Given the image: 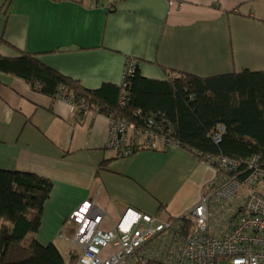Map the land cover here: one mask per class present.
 <instances>
[{
  "label": "crops",
  "instance_id": "1",
  "mask_svg": "<svg viewBox=\"0 0 264 264\" xmlns=\"http://www.w3.org/2000/svg\"><path fill=\"white\" fill-rule=\"evenodd\" d=\"M0 0V54H37L87 89L119 86L126 63L142 75L167 70L211 76L264 70V0ZM109 118L0 71V168L53 181L36 239L66 248L71 213L94 201L112 229L127 207L161 219L192 209L216 169L183 147L117 157ZM73 251L67 250L68 257Z\"/></svg>",
  "mask_w": 264,
  "mask_h": 264
},
{
  "label": "trees",
  "instance_id": "2",
  "mask_svg": "<svg viewBox=\"0 0 264 264\" xmlns=\"http://www.w3.org/2000/svg\"><path fill=\"white\" fill-rule=\"evenodd\" d=\"M37 56L27 52L18 57L0 54V71L24 79L51 98H57L65 86L75 93L77 101L84 99L99 107L98 113L108 118L111 113L137 122V111L164 114L175 125L180 147L200 159L208 155L235 160L257 156L264 167V70L243 69L204 77L169 69L167 79H155L142 75L138 62L130 77L129 104L122 109L119 86L87 89ZM219 128L221 141L216 142L214 135ZM148 149L170 151L143 148L136 153ZM52 188L53 181L46 176L0 168V264H74V251L66 261L55 243L43 245L36 239Z\"/></svg>",
  "mask_w": 264,
  "mask_h": 264
},
{
  "label": "built area",
  "instance_id": "3",
  "mask_svg": "<svg viewBox=\"0 0 264 264\" xmlns=\"http://www.w3.org/2000/svg\"><path fill=\"white\" fill-rule=\"evenodd\" d=\"M114 0H109L113 8ZM138 60L126 63L119 85V106L130 101V77ZM58 98L74 109L98 113L65 86ZM137 122L109 114L107 147L118 157L143 148L176 149L175 125L164 114L135 113ZM140 122V123H139ZM219 128L214 135L221 141ZM216 169L213 188L184 215L161 219L127 207L112 229L101 227L106 213L85 201L70 215L77 225L72 242L74 264H264V167L258 157L235 160L208 155Z\"/></svg>",
  "mask_w": 264,
  "mask_h": 264
},
{
  "label": "rangeland",
  "instance_id": "4",
  "mask_svg": "<svg viewBox=\"0 0 264 264\" xmlns=\"http://www.w3.org/2000/svg\"><path fill=\"white\" fill-rule=\"evenodd\" d=\"M129 157V156H128ZM75 233V232H74ZM74 233H72L71 235H70V237L72 238V236L74 235ZM71 238L69 239V242H66V248L65 249H63V255H64V257H65V259H66V261H68L69 260V255H68V253H67V250L69 249V248H71V250L72 251H74V252H76L77 251V246L72 242V240H71ZM224 264H226V263H224Z\"/></svg>",
  "mask_w": 264,
  "mask_h": 264
}]
</instances>
